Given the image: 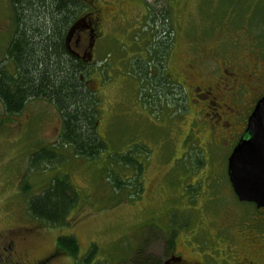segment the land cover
Masks as SVG:
<instances>
[{"label": "rangeland", "instance_id": "rangeland-1", "mask_svg": "<svg viewBox=\"0 0 264 264\" xmlns=\"http://www.w3.org/2000/svg\"><path fill=\"white\" fill-rule=\"evenodd\" d=\"M83 1L88 10L69 45L79 57L90 52L86 80L97 95L96 127L106 149L94 160L60 149L66 159L30 168L33 153L57 144L58 113L42 99L29 101L17 116L0 104V264H74L55 255L63 235L76 238L79 257L95 246L99 264H133L139 251L165 259L171 238L162 263L236 264L234 255L241 258L245 247L234 232L233 244L211 238L227 220L242 223L252 213L231 194L227 161L251 98L264 88V0ZM9 16L7 0H0V63L12 32ZM88 21L95 41L90 31L80 35ZM161 42L166 52L154 58ZM141 66L152 78L163 74L172 82L160 91L139 76ZM230 71L248 90L236 92L222 77ZM133 145L150 150L137 199L127 198L130 189L117 195L105 175L110 156ZM62 173L80 198L69 225L53 228L29 218L26 200ZM224 249H233L225 260Z\"/></svg>", "mask_w": 264, "mask_h": 264}, {"label": "trees", "instance_id": "trees-1", "mask_svg": "<svg viewBox=\"0 0 264 264\" xmlns=\"http://www.w3.org/2000/svg\"><path fill=\"white\" fill-rule=\"evenodd\" d=\"M7 4L12 32L0 63V104L6 114L17 116L29 101L42 99L53 106L60 118L57 144L33 153L30 168L66 159L63 152H58L60 149L69 150L74 158H98L106 144L96 127L97 95L86 80L89 64L75 58L68 46L72 29L87 13V4L83 0H7ZM159 44L155 46L154 58L163 56L168 47L165 42ZM138 71L141 78L157 83L160 91L164 84L172 82L163 74L152 78L142 66ZM148 155L150 150L145 145H133L124 154L110 156L105 175L117 195L127 189L132 190L127 198L137 199L142 195L143 160ZM28 189L27 185L22 187L25 193ZM124 199L118 197L119 202ZM79 201L67 174L62 173L54 176L46 189L26 200V212L29 218L48 227L67 226L69 214ZM172 241L171 238L167 243L165 259L172 250ZM79 253L80 246L74 236L57 238L56 256L69 257L74 264H99L95 260V246L80 257ZM138 253L139 260L133 264H162L165 260L141 251L135 256Z\"/></svg>", "mask_w": 264, "mask_h": 264}, {"label": "water", "instance_id": "water-1", "mask_svg": "<svg viewBox=\"0 0 264 264\" xmlns=\"http://www.w3.org/2000/svg\"><path fill=\"white\" fill-rule=\"evenodd\" d=\"M227 178L238 202L264 208V95L228 158Z\"/></svg>", "mask_w": 264, "mask_h": 264}, {"label": "flooded vegetation", "instance_id": "flooded-vegetation-1", "mask_svg": "<svg viewBox=\"0 0 264 264\" xmlns=\"http://www.w3.org/2000/svg\"><path fill=\"white\" fill-rule=\"evenodd\" d=\"M91 21H88L86 28L88 27V30H82L80 32V35L83 33H90V37L92 39V41H95V36L96 34L94 33L95 28L93 29V25H91ZM69 49H70V53L75 56V58L80 59V61H83L85 63H88L87 61L91 60L90 57V52H88L87 50H85V52L83 53V56H78V54L73 51H71V46L68 44ZM87 51V52H86ZM246 67V65H245ZM249 69H245L244 71L247 72ZM252 73V74H251ZM248 71V75H253L256 77H250L251 79H262L261 75H256L254 73V71L252 72ZM224 76H228V80H230V85L231 86H236V92L240 91V87H243L245 90H248L247 87H245V85H242L240 83L241 78H239V75L237 72H231L230 73H226L223 72L222 77ZM258 76V77H257ZM234 79H233V78ZM228 83V82H227ZM259 90H256L255 95L258 94V96L255 97V95H253V98H251V102H249V107L246 109L249 113L248 117L250 116L256 102L264 95V88H262V90L260 92H258ZM227 108V107H226ZM247 119L246 122L244 124H240V136L239 138L242 136V134L244 133V130L246 128V124H247ZM231 194L232 196H234V198L236 199L233 191L231 190ZM237 200V199H236ZM238 201V200H237ZM252 206V213L251 215H246L243 217L244 221H242V223H233V221L231 220H227V222H225V224L222 226L221 229L217 230L219 233L214 234L212 236L211 239L216 240V244L217 243H231L233 244V241H235V238L233 237V234L231 233L234 232V234L241 240L240 243H244V254L241 255V258L239 255H234V259L235 256L238 258L237 259H233V262L236 264H264V208H256V206L254 204H250ZM250 220V222H246V220ZM209 234V233H208ZM217 238V239H216ZM226 247H230V246H226ZM233 250V249H232ZM232 250H228V249H224L222 250L223 255H225L224 260L226 259V257H229V252ZM6 252H8L9 257L11 258L13 255V251H12V246H8L6 248ZM12 252V253H11ZM170 257V256H169ZM169 259H165L164 262L168 261ZM238 260V262H237ZM162 263V264H167V263ZM177 264H181V259L177 258L176 260ZM19 264V263H16ZM183 264V261H182ZM184 264H189L187 262H184ZM196 264V263H194Z\"/></svg>", "mask_w": 264, "mask_h": 264}]
</instances>
